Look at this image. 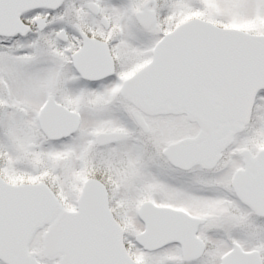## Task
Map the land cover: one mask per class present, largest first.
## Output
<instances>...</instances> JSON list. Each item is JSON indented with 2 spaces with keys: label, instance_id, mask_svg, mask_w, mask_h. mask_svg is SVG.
Segmentation results:
<instances>
[{
  "label": "snow or ice",
  "instance_id": "snow-or-ice-1",
  "mask_svg": "<svg viewBox=\"0 0 264 264\" xmlns=\"http://www.w3.org/2000/svg\"><path fill=\"white\" fill-rule=\"evenodd\" d=\"M0 264H264V0H0Z\"/></svg>",
  "mask_w": 264,
  "mask_h": 264
}]
</instances>
